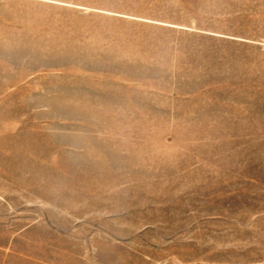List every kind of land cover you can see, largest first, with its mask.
<instances>
[{
    "label": "rangeland",
    "instance_id": "374dc122",
    "mask_svg": "<svg viewBox=\"0 0 264 264\" xmlns=\"http://www.w3.org/2000/svg\"><path fill=\"white\" fill-rule=\"evenodd\" d=\"M0 264H264V0H0Z\"/></svg>",
    "mask_w": 264,
    "mask_h": 264
}]
</instances>
